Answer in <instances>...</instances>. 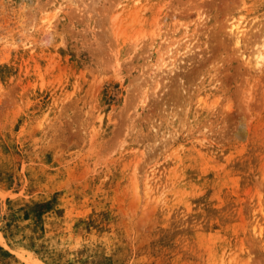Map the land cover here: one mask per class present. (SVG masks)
Segmentation results:
<instances>
[{
  "label": "rangeland",
  "instance_id": "374dc122",
  "mask_svg": "<svg viewBox=\"0 0 264 264\" xmlns=\"http://www.w3.org/2000/svg\"><path fill=\"white\" fill-rule=\"evenodd\" d=\"M263 39L264 0H0V264H264Z\"/></svg>",
  "mask_w": 264,
  "mask_h": 264
},
{
  "label": "bare ground",
  "instance_id": "6f19581e",
  "mask_svg": "<svg viewBox=\"0 0 264 264\" xmlns=\"http://www.w3.org/2000/svg\"><path fill=\"white\" fill-rule=\"evenodd\" d=\"M231 28V27H230ZM232 29V28H231ZM234 32V39H235V42H240L241 41V34H242V30L237 27V30H233ZM264 40V39H263ZM262 47V48H261ZM261 47L259 46L260 49L257 48V50H255L256 52L253 53V64L255 65L256 68H259V66L262 64V61L264 59V42H262V45ZM170 51V48L167 49V55L166 57H161L160 58V67H167L168 65L171 64V59H172V56L171 54L169 53Z\"/></svg>",
  "mask_w": 264,
  "mask_h": 264
}]
</instances>
